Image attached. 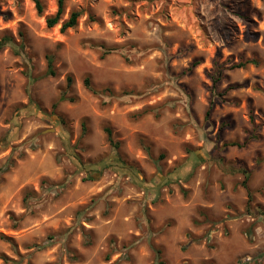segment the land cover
<instances>
[{"label":"rangeland","instance_id":"374dc122","mask_svg":"<svg viewBox=\"0 0 264 264\" xmlns=\"http://www.w3.org/2000/svg\"><path fill=\"white\" fill-rule=\"evenodd\" d=\"M40 1L0 0V264H264V0Z\"/></svg>","mask_w":264,"mask_h":264},{"label":"trees","instance_id":"16d2710c","mask_svg":"<svg viewBox=\"0 0 264 264\" xmlns=\"http://www.w3.org/2000/svg\"><path fill=\"white\" fill-rule=\"evenodd\" d=\"M33 3L35 5V9L37 11V14L38 15H41L42 12H43V5L41 3L40 0H33ZM63 10H64V0H58L57 1V10L56 12L47 17L46 18V26L47 28H53L55 27L62 19V15H63ZM81 16V12H72L70 13L69 17L62 22L61 24V32H65L66 30L68 29H73L76 27L77 25V20L79 19V17ZM7 41V39H4V42ZM3 44L4 43H1L0 42V49L3 48ZM47 60V68H46V76H49V77H55L56 76V71L54 70V67H53V62H52V58L51 57H47L46 58ZM249 65H257V61L255 59H250V60H247L245 62H240L234 66L231 67V69H240V68H245ZM216 68V74H212L211 78H212V81H213V84L215 85L216 82L218 81V77H220V70H219V67L215 66ZM66 89L69 90L72 86V83H73V78L71 75H67L66 76ZM82 85L83 87L89 91L93 96H97V97H100L102 94L106 93L108 96L110 97H113L115 94L114 92L108 88V87H104V88H96L89 77H85L82 81ZM124 95H128L129 93H123ZM71 100V98H67V96H65V94H61L60 97H59V100H58V103L59 102H62V101H65V100ZM58 103H55L53 105V109L56 108L57 104ZM213 105V100L210 101V105H209V108L205 114L206 118L209 116V111L211 109ZM55 115V114H54ZM57 118L63 122V119L59 116H57ZM105 132L107 134V138H108V141L112 144V146L114 148H118V143L117 142H113V139L111 137V130L109 128H105ZM255 138V137H254ZM247 143V140L245 142H243L242 144H239V143H227L225 144V146H235L237 148H242L244 147V145ZM9 165V163H8ZM8 165H6L4 168H1L0 171H7L8 170ZM246 179H247V176H246ZM243 187L246 189V193H247V196H248V201H250L252 199V196H251V191L250 189L247 187V185L245 183L242 184ZM247 210L249 209V204L248 206L246 207Z\"/></svg>","mask_w":264,"mask_h":264}]
</instances>
